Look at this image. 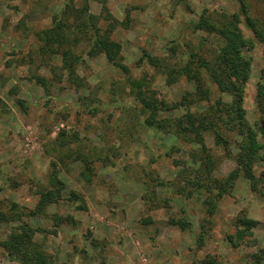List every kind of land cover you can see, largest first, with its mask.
<instances>
[{
    "label": "rangeland",
    "instance_id": "obj_1",
    "mask_svg": "<svg viewBox=\"0 0 264 264\" xmlns=\"http://www.w3.org/2000/svg\"><path fill=\"white\" fill-rule=\"evenodd\" d=\"M243 1L264 30V0ZM232 13L252 45L241 49L247 77L226 71L241 85L245 117L256 127L262 43L237 0H0V209L7 216L0 243L23 212L39 229L33 239L49 254L46 264H264L254 259L264 252L261 180L251 186L239 171L218 194L216 180L235 165L239 134L220 123L224 142L210 129L198 140L173 123L186 111H218L215 101L232 104L226 87L192 59L213 60L225 41L194 27L199 15L219 26ZM54 17L66 39L54 52L41 50ZM93 26L118 44L125 70L92 45ZM63 48L72 70L63 68ZM187 60L204 94L176 71ZM181 95L187 100L177 106L160 105ZM148 98L158 104L153 114L143 105ZM260 168L253 162L255 175ZM46 189L53 198L26 214ZM239 216L256 222L243 228ZM0 264L20 263L0 244Z\"/></svg>",
    "mask_w": 264,
    "mask_h": 264
},
{
    "label": "trees",
    "instance_id": "obj_2",
    "mask_svg": "<svg viewBox=\"0 0 264 264\" xmlns=\"http://www.w3.org/2000/svg\"><path fill=\"white\" fill-rule=\"evenodd\" d=\"M237 2L239 13L242 14L245 24L250 28L254 37L262 43L263 64L260 69L259 80L256 83L255 93L256 106L259 111L256 127L249 124L245 117V111L242 107L243 90L241 85H238L231 80L226 71V68L229 66L238 74L240 80L243 81L247 77L249 68V60L247 56L242 53L241 49L242 47L251 46L252 42L250 39L243 36L237 25L238 15L235 13H232L225 23L219 26L209 22V19L204 14L199 15L198 20L193 23L196 28H206L207 31L217 32L225 40L220 45L213 60H208L202 57H194L192 59H194L193 61L196 60L199 66H202L207 70L213 81L218 85H224L226 87V90L231 94L232 104L227 107L219 108L218 101H215L216 105L214 107L218 111L213 110L205 115H195L186 111L177 116L173 122L175 124L174 126L180 129V131L183 133L185 131L189 134L193 133L192 135L197 137L198 140L202 139V131L210 129L214 131L216 141L224 142L225 139L219 132L220 123L226 125V128H235L236 132L239 134L240 137L237 142V152L234 157L235 165L221 179L216 180L218 194H222L227 187H230L233 184L239 171L243 172V174L249 178L251 186H255L257 180H261L264 186V30L259 27L256 21L248 14L244 1L237 0ZM52 21V25L42 30L40 37L43 39V44L39 46V49L54 52L55 49L52 48V45L56 43V48L59 47L65 41L66 34L63 31L64 24L61 19L54 17ZM84 25H86V22H84ZM93 27L92 45L99 51L103 52L108 61L125 70L126 65L116 59L118 44L108 37L106 31H101L95 26ZM58 51L61 55L63 68H71L72 57L70 56L69 51L65 48L58 49ZM69 70H72V68ZM177 70L182 71L186 73L188 77L193 78L196 83V88L201 93H205L201 89V81L197 69L192 67L189 60H187L182 67L176 69V71ZM37 79L38 81L43 82L40 77H37ZM185 100H187V97L181 95L179 101H175L169 105L166 104L165 101H160V105L169 109L171 106H177ZM143 105L144 107L149 108L151 114L158 109V104L150 98L145 100ZM150 122H153V117L151 115L146 119V123ZM201 147L203 148V146ZM202 157L205 159L207 154L204 153ZM206 161H203V168H208ZM255 161H258L261 164V168L257 175H255L252 170V164ZM207 175L208 173L205 174L206 177ZM193 183L195 187H201V176L200 178H196ZM50 192V189H46L43 192L41 191L35 206L32 209H27L26 214H34L39 211L49 197L53 198ZM71 194V197L76 195L74 191H72ZM22 214L23 212L17 213L19 222L11 228L0 244L6 250L8 256L18 260L20 264H46L49 254H46L39 243L33 239V234L39 229L38 227L31 225L26 219L20 218ZM6 217V213L0 209V221L6 220ZM170 221L183 226L180 219H170ZM238 221L242 224L243 228L246 229L256 222V220L245 216H239ZM262 257H264V252L262 254H254L255 261H259Z\"/></svg>",
    "mask_w": 264,
    "mask_h": 264
}]
</instances>
